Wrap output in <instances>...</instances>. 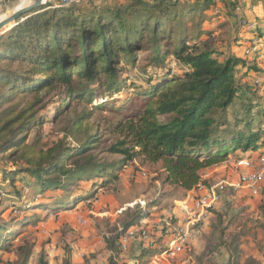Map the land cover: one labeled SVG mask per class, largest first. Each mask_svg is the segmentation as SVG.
<instances>
[{"label":"trees","instance_id":"16d2710c","mask_svg":"<svg viewBox=\"0 0 264 264\" xmlns=\"http://www.w3.org/2000/svg\"><path fill=\"white\" fill-rule=\"evenodd\" d=\"M59 1L0 35V252L43 220L37 211L90 206L135 158L158 164L163 182L191 190L201 170L230 152L248 158L264 151V50L245 55L247 44L242 56L223 50L203 27L212 0ZM248 31L264 38L257 26ZM135 69L143 74L139 86L128 74ZM128 87L136 90L119 100ZM82 103L88 106L77 110ZM50 106L49 120L42 111ZM107 109L118 118L107 128L116 139L106 151L121 154L118 160L99 156L104 140L88 125L96 110ZM57 120H65L62 136L45 142L43 126ZM8 210L16 213L5 219ZM138 218L132 214L103 238L106 264H148L166 249L172 226L154 224L146 241L127 247L134 262L119 261L126 251L120 237ZM215 219L208 234L217 245L203 250L223 251V264H239V234L227 232L222 215ZM34 251L32 242L18 264H30ZM71 253L62 254L64 264ZM47 255L37 264H49Z\"/></svg>","mask_w":264,"mask_h":264},{"label":"rangeland","instance_id":"374dc122","mask_svg":"<svg viewBox=\"0 0 264 264\" xmlns=\"http://www.w3.org/2000/svg\"><path fill=\"white\" fill-rule=\"evenodd\" d=\"M19 1L0 0V17L11 12ZM216 20L211 18L205 23V27L216 26ZM228 33L221 34L227 37ZM261 41H264V38ZM139 62L142 64V60ZM169 63L174 65L176 61L170 58ZM175 70L178 72L179 66L176 65ZM128 74L130 81L135 82L137 86L141 84L143 74L138 69ZM135 90L136 88L128 87L119 100L127 99ZM84 106L88 105L82 103L76 109L80 110ZM42 112L50 120L54 114L53 106ZM116 118L118 115L108 109L96 110L88 121L90 132L99 133L104 140L99 156L108 161L122 158L121 154L106 151L116 139V135L107 129L110 122ZM64 122L65 120H57L54 123H46L43 126L44 141L50 143L62 136L61 126ZM238 154L240 153L230 152L226 161L202 170L200 174L203 175L204 186L209 187L217 182H232L240 174L258 165L256 155L246 158L253 160L254 166L249 168L240 162L241 157L237 158ZM117 175L115 182L109 183L106 189L97 191V198L92 199L90 206L75 207L56 214L37 211L44 214L43 220L29 226L28 229H22L21 235L15 238L9 249L4 252L5 262L1 264H18L22 253L32 242H35V254L31 264H37V258L41 253L48 254L50 264H64V258L62 256L61 259L58 258L60 252L66 254L68 250H74V247L83 250V254L78 261L70 260V264H106L109 254L103 238L110 236L116 228L130 220L132 214L139 215L135 221L137 225L127 230L144 228L150 232L151 225L154 224H168L170 227L186 224L182 202L186 199L192 200L200 193L197 187L188 194L185 190L164 183L159 165L144 162L141 158L128 161ZM27 191L26 189L24 192ZM15 213V210L11 212L8 210L3 214V218L8 219ZM215 213L224 217L223 224L227 226L228 233L239 234L238 239L242 243L239 264H244L249 259L254 264H264V192L253 196L246 189L233 190L228 185L221 191L219 200L208 209L206 217L196 226L198 230L196 235L191 234L188 241L180 245L174 254L156 259L155 262L150 259L148 264H223L225 260L223 251L209 254L203 250V246L208 242L212 243V246L217 245L215 239L208 234V225L217 224ZM128 250L124 251V255H131Z\"/></svg>","mask_w":264,"mask_h":264},{"label":"built area","instance_id":"2783aa9c","mask_svg":"<svg viewBox=\"0 0 264 264\" xmlns=\"http://www.w3.org/2000/svg\"><path fill=\"white\" fill-rule=\"evenodd\" d=\"M81 0H60L61 5L77 4ZM219 0H212L213 2V12H217L216 3ZM240 25L247 30H252L255 26L253 23L247 22L245 19L240 20ZM264 50V41H261L257 37L251 35L248 40L247 47L244 49L245 55H254L261 53ZM256 167L249 170L232 182H217L211 184L209 187H205L202 181L196 186L200 189V193L195 195V197L189 202L184 201L182 204V209L186 214V224H177L172 226L173 237L166 244V249L157 254L150 259L152 262L159 260L170 254H174L180 245L188 241L191 234L196 235L198 230L196 226L199 222L204 219L207 215V211L212 207L218 200L221 191L225 186H230L233 190L246 189L251 195L257 196L264 192V151L262 153H256ZM255 157V156H254ZM240 162L243 165L249 166L253 165V160L241 158ZM27 188H24L25 191ZM195 189V188H194ZM184 218V217H183ZM82 222V220H80ZM141 239L146 241L148 239V231L144 228L136 230V228L129 229L120 237V246L122 250H126L129 243L132 240ZM150 261V260H149Z\"/></svg>","mask_w":264,"mask_h":264},{"label":"crops","instance_id":"0c3cea01","mask_svg":"<svg viewBox=\"0 0 264 264\" xmlns=\"http://www.w3.org/2000/svg\"><path fill=\"white\" fill-rule=\"evenodd\" d=\"M20 1H22L23 3L25 2V0H20ZM125 1L126 0H108V3L125 2ZM180 1L192 2L193 0H180ZM216 7L218 9L216 13L213 12V9H210L205 13L207 15V20L204 22L203 27L205 29H210L213 31V36L216 37L214 38L218 40L217 43L218 45H220V47L223 50L234 52L236 53V55L242 56L241 52L243 51V47L246 46L247 41L249 40L252 34L250 33V31H248L246 28L240 25V20L245 19L247 22L253 23L254 26H257L260 29V31L264 32V0H219L216 3ZM211 18L213 19L215 18V20L217 19L215 21V23L217 22L216 26H211L212 28L205 27V23H207L208 20H210ZM215 23L213 22V24ZM221 33H228V36L224 37ZM260 65L261 67H263L262 64ZM200 175L202 179L203 175L202 174ZM192 190L193 189L185 190V191H187V193L189 194L190 192H192ZM187 200L188 199H186V201ZM189 202H191V200H189ZM26 228L28 229L29 226ZM71 251L72 253L70 260L71 261L73 260V262L78 261V259L83 254V250L82 251L80 249L78 250L76 247H74V250ZM124 254L125 252L120 255V259H119L120 262L122 261L134 262L132 254L131 255L130 254L124 255ZM61 256L62 253L60 252L58 258L61 259ZM3 260H4V251L0 252V264L5 262V260L4 261Z\"/></svg>","mask_w":264,"mask_h":264},{"label":"water","instance_id":"95a60500","mask_svg":"<svg viewBox=\"0 0 264 264\" xmlns=\"http://www.w3.org/2000/svg\"><path fill=\"white\" fill-rule=\"evenodd\" d=\"M45 3V0H28V4L15 7L10 15L0 20V35L11 29L23 15L40 8Z\"/></svg>","mask_w":264,"mask_h":264},{"label":"bare ground","instance_id":"6f19581e","mask_svg":"<svg viewBox=\"0 0 264 264\" xmlns=\"http://www.w3.org/2000/svg\"><path fill=\"white\" fill-rule=\"evenodd\" d=\"M22 3H23V2L20 1L15 7H20L21 5L24 6V5L28 4V0H25V2H24L23 4H22ZM15 7H14V8H15ZM10 14H11V12L5 14L4 16L2 15V16L0 17V20H2L3 18L7 17V16L10 15Z\"/></svg>","mask_w":264,"mask_h":264}]
</instances>
